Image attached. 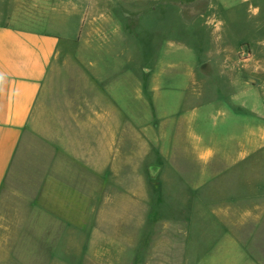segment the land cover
<instances>
[{"label": "rangeland", "instance_id": "1", "mask_svg": "<svg viewBox=\"0 0 264 264\" xmlns=\"http://www.w3.org/2000/svg\"><path fill=\"white\" fill-rule=\"evenodd\" d=\"M89 2L58 15L0 264H264V0Z\"/></svg>", "mask_w": 264, "mask_h": 264}, {"label": "crops", "instance_id": "2", "mask_svg": "<svg viewBox=\"0 0 264 264\" xmlns=\"http://www.w3.org/2000/svg\"><path fill=\"white\" fill-rule=\"evenodd\" d=\"M0 4L10 6L0 5L1 197L4 190H12L17 176L31 175L37 149L29 133L31 119L51 64L62 42L68 40L61 33L65 19L59 16L76 15L79 32L102 11L101 4L89 2L80 7L69 0H0ZM240 244L254 264H261Z\"/></svg>", "mask_w": 264, "mask_h": 264}]
</instances>
